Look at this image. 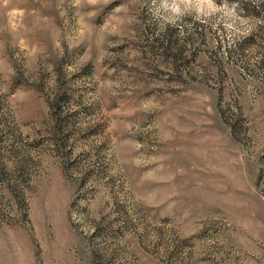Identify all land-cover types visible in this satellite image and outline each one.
I'll return each mask as SVG.
<instances>
[{
	"label": "rangeland",
	"instance_id": "1",
	"mask_svg": "<svg viewBox=\"0 0 264 264\" xmlns=\"http://www.w3.org/2000/svg\"><path fill=\"white\" fill-rule=\"evenodd\" d=\"M0 264H264V0H0Z\"/></svg>",
	"mask_w": 264,
	"mask_h": 264
}]
</instances>
